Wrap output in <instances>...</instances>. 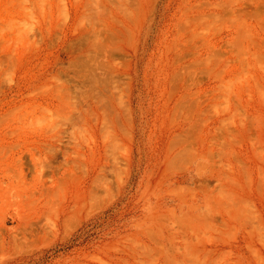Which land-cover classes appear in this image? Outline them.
Wrapping results in <instances>:
<instances>
[{"label":"rangeland","instance_id":"1","mask_svg":"<svg viewBox=\"0 0 264 264\" xmlns=\"http://www.w3.org/2000/svg\"><path fill=\"white\" fill-rule=\"evenodd\" d=\"M0 264H264V0H0Z\"/></svg>","mask_w":264,"mask_h":264}]
</instances>
